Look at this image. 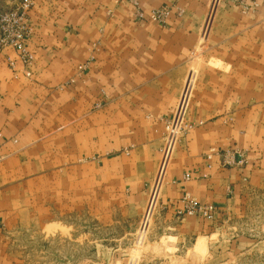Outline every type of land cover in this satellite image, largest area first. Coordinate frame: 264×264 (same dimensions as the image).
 Returning a JSON list of instances; mask_svg holds the SVG:
<instances>
[{
  "label": "crops",
  "instance_id": "1",
  "mask_svg": "<svg viewBox=\"0 0 264 264\" xmlns=\"http://www.w3.org/2000/svg\"><path fill=\"white\" fill-rule=\"evenodd\" d=\"M0 1L10 9L18 0ZM209 1L138 0L145 13L167 7L164 25L134 23L124 0L32 1L30 66L17 51L0 49V264H32L21 250L28 243L42 254L47 230L57 225L48 200L60 213L69 194L94 220L98 186L105 201L142 213L165 119L187 130L170 157L150 232L161 264L208 257L223 264L229 255L218 253L221 240L231 251L254 246L227 231L249 196L264 193V0L218 12L205 56L216 63L200 66L199 84L182 104ZM229 150L242 158L225 166ZM186 195L212 205V218L177 217ZM125 261L115 252L98 264Z\"/></svg>",
  "mask_w": 264,
  "mask_h": 264
},
{
  "label": "rangeland",
  "instance_id": "2",
  "mask_svg": "<svg viewBox=\"0 0 264 264\" xmlns=\"http://www.w3.org/2000/svg\"><path fill=\"white\" fill-rule=\"evenodd\" d=\"M124 1H127V3L133 7V21L139 25L146 24L148 21L164 25L167 15L170 12L167 7H161L145 13L141 9L138 0ZM236 4V0L209 1L204 22L200 25L198 40L194 42L192 54L188 59L189 69L184 75L180 88L179 94H181L182 104L188 103V98L192 97L190 95L194 93L199 84L201 75L200 66L207 63V61L208 63H216V61L207 60L205 56L209 48V37L214 30L218 12L222 7L227 9L237 7ZM7 10L9 9L1 7L0 4V16ZM153 12H158L162 15L159 21L150 19ZM0 49L5 48L0 47ZM183 106L184 105H182V107ZM171 120L173 119H165L162 121L164 128L161 140L162 144L166 137L165 123ZM173 121L176 123V127L180 126L185 128V131L179 136L180 139L186 132L187 127L182 126L179 121ZM226 152L230 154L234 152L238 153L235 150L225 151V153ZM151 189L152 185L150 186L149 192H151ZM159 191L157 187H155L154 195H156V192L158 194ZM102 195L103 194L97 186L96 215L94 220H92L91 216L89 217L84 213L82 204L79 206V210L77 207H73L72 199L69 194H65L67 198L64 197L61 202H58L57 210L60 213H56L55 211V201L48 200L49 212L53 210V215L50 216V219L54 223H57V225L47 230L45 234L47 242L43 240L42 254L38 248L31 247L29 243L27 244L26 250L23 248L21 249L22 252L25 251V253L30 256L32 264H77V261L80 264H88V258H90L93 263L98 264L111 257L115 252L126 256L125 264H161L163 262L162 259L157 258V256L161 254L159 248L160 244H151L150 237V232L155 221V211L158 206L156 205L152 212L151 208L150 210L147 209L149 199V196H147L142 213L135 215L136 205L128 204L125 210L126 206L124 207L123 204L120 205L119 201H105ZM192 200L196 202L194 199ZM197 204L199 206H212L208 204ZM244 208L245 211L242 217L229 221L230 229L227 231V236L234 238L238 236L250 237L255 242L254 246L242 251H236L234 249L231 251L227 249V240H221L223 243H221L220 248H218V253L223 254V256L229 255V258L224 256L226 258L223 264H264V193L250 195L249 199L245 202ZM183 209L180 211H183ZM183 215L186 214H177V217ZM212 215L213 212L211 218ZM72 240H76L77 242L72 243ZM56 242H58V244H56ZM200 251L198 250L197 253L201 254ZM56 252L58 253V259H56ZM197 264H215V262L208 257Z\"/></svg>",
  "mask_w": 264,
  "mask_h": 264
},
{
  "label": "built area",
  "instance_id": "3",
  "mask_svg": "<svg viewBox=\"0 0 264 264\" xmlns=\"http://www.w3.org/2000/svg\"><path fill=\"white\" fill-rule=\"evenodd\" d=\"M32 1L33 0H18L12 8L0 16V47L10 48L20 53L21 62L25 67H28L31 62V56L26 51V42L30 36L28 12L32 6ZM236 1L237 3H241L240 0ZM161 16L162 15L158 12H153L150 16V19L153 21H159ZM8 64L11 68H13V63L10 60H8ZM24 75L29 77L30 73L26 71ZM184 131L185 128L180 126L176 127V123L173 120L166 121L165 123L166 137L159 150L160 160L158 169L152 184L151 192H149L147 209L150 210L151 208V212L156 206L159 194L156 192V195H154L155 187H157L159 191L161 182L168 168V163L174 150V146L176 145L180 134H182ZM213 154L214 151L212 150L210 154L206 155V159L209 160ZM234 155H236V157L242 158L239 153L234 152L230 154L226 152V158L224 159L223 164L225 166L232 165L234 163ZM182 203L184 204V209L183 211H178V215H198L203 218H211V214L214 211L212 206H199L188 195L183 196Z\"/></svg>",
  "mask_w": 264,
  "mask_h": 264
}]
</instances>
